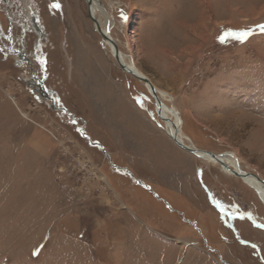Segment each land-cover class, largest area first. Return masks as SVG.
<instances>
[{
    "label": "rangeland",
    "instance_id": "374dc122",
    "mask_svg": "<svg viewBox=\"0 0 264 264\" xmlns=\"http://www.w3.org/2000/svg\"><path fill=\"white\" fill-rule=\"evenodd\" d=\"M13 1L23 21L36 13L47 37L40 54L46 69L35 61L32 69L71 116L31 86L34 75L9 46L22 51V30L9 38L0 11V264H264V227H257L264 203L256 191L172 141L148 87L120 68L89 21L86 0ZM95 1L125 62L180 113L184 140L234 153L242 171L264 180V34L256 28L264 24V0ZM54 2L61 8H51ZM248 28L253 35L244 43L218 39ZM99 108L141 138H156L151 161L158 164L159 150L162 160L178 152L182 169L158 168L157 179L144 164L134 166V179L153 193L114 169L131 172L132 164L91 117ZM149 120L158 132L146 127ZM79 151L107 176L108 189L100 175L90 179L79 168Z\"/></svg>",
    "mask_w": 264,
    "mask_h": 264
},
{
    "label": "crops",
    "instance_id": "0c3cea01",
    "mask_svg": "<svg viewBox=\"0 0 264 264\" xmlns=\"http://www.w3.org/2000/svg\"><path fill=\"white\" fill-rule=\"evenodd\" d=\"M100 99L104 103L105 98L101 96ZM100 99L98 98V101H100ZM91 117L95 120V122L99 119L101 123H104L105 126L108 127L107 130L108 134L114 136L113 138H111L113 141L112 143H116L117 148L121 147V150H119L121 154L119 155H121L122 159L126 161L125 163L127 166L132 164L131 166H129V168L131 169V173L133 175L135 174V169H133V167L139 166L140 164H144L145 166H147L149 174H147L146 176L148 175L150 176L151 173L152 175L154 174L157 177V179H158V168L159 169L161 168L160 170L173 169V168L182 169V166L180 165L181 163L179 161L178 152L176 154H174L173 152H172L173 154L166 153L167 155L166 159L162 160L160 158L161 151L159 150L158 152L160 153H158V164H156L155 161H151L155 158L153 154H154V150L156 149L155 145H157L156 138L154 141H149L148 139H143L140 136H138L136 132H133L136 130L132 131L124 128L123 127L124 124L121 126V122L118 116L117 117L115 116L114 111H108L107 108H103V109L99 108L97 110H92ZM145 122H147L146 125L147 128L149 129L153 128L154 131L158 132V129L155 127L154 123L151 122V120ZM146 176L145 179L144 178L141 179L138 176L136 177L141 180L149 182V179ZM165 185H166V189L172 190L175 193L176 191L178 192L180 190V188L178 190V188L175 187L174 183H166Z\"/></svg>",
    "mask_w": 264,
    "mask_h": 264
},
{
    "label": "water",
    "instance_id": "95a60500",
    "mask_svg": "<svg viewBox=\"0 0 264 264\" xmlns=\"http://www.w3.org/2000/svg\"><path fill=\"white\" fill-rule=\"evenodd\" d=\"M86 2H87V5H88V11H87V13H88V19H89V21H91V22L94 24L95 27L100 28V24H99L98 22H96L94 18H92V16H91V12H90V11H91V6H92L94 0H87ZM110 44H111V45L113 46V48H114V51H115V52H114V56H115V58L117 59V62H118V64H119L120 68H121L126 74L131 75V76H136V77L140 78L144 83H146V84L150 87V90H151V93H152V97H153V99H154V103H155L154 105H155L156 115H157V118H160V115H161V114H160V111H161V100H160V97H159L158 92H157L156 88L154 87V85L150 82V80H149L146 76H144V75H142V74H139L138 71L132 72L131 74L128 73V72H127L126 65L119 63V59H118V57H119V54H121V52H120V49L118 48L117 44L115 43V41H114L112 38H110ZM35 79H36V78H35ZM38 80H40V79L37 78V81H38ZM40 83H41V92L44 94L45 98L49 99V100L52 102V106H53V108L56 109V110H60L61 112L66 113V114H68L69 116H71V114L69 113V111H68V110H67V109H66V108H65V107L59 102L58 98L54 97L53 94H52V92L46 89V87L43 85V81H40ZM54 105H55V106H54ZM75 120H76V119H75ZM162 124L165 126L166 131H167V130H168V129H167V125H165L163 121H162ZM167 132H168V131H167ZM168 134L171 136L170 138L174 141V143H175L179 148H181L182 150H184L185 152H187V153H189V154H191V155L195 156L196 158H198V159H200V160H203V161H207V162H208V161H209V162L214 161V162H216V163L222 164V166L226 168L227 172H228L230 175L235 176V177H237V178H240V179H241L244 183H246L248 186H249V182H248V181H249V177H255L259 182H261V183L264 185V180H262V179L259 178L258 176H255V175L250 174V173L243 172V171H241V170H237V171H235V170H231L230 168H227V167H226L225 162L222 161L221 158H219L218 156H216V155H214V154H213V155H212V154L210 155V153H209L208 151H203V152H202V151H200L199 149H192V148L188 147L187 145H185V144L179 139V136H178L176 133L172 132V131H169ZM85 137H86V136H85ZM86 138L89 140V143H90V145H91L92 147H98V148H100V149L103 151V153L105 154V156L108 158L109 163L111 164L110 156L105 152V150H104V148L102 147V145H101L100 143H98V142H93V141H91L88 137H86ZM204 153H205L206 156H208V157H210V158L205 157V156H204ZM112 166H113L115 169L119 170V171H123V172H125L130 178L134 179L133 174H132L131 172H129L128 170L123 169V168H120V167H118V166H116V165H112ZM135 181H136V183H137L138 185H140V186L146 188V189L149 190L151 193H153L152 190H151L148 186H146L145 184H143L140 180H135ZM250 187H251V186H250ZM258 195H259V194H258ZM154 196H155L156 198H159L156 194H154ZM259 197H260V195H259ZM165 204H166L170 209H172V208L168 205V203L165 202ZM188 222H190V221H188Z\"/></svg>",
    "mask_w": 264,
    "mask_h": 264
},
{
    "label": "bare ground",
    "instance_id": "6f19581e",
    "mask_svg": "<svg viewBox=\"0 0 264 264\" xmlns=\"http://www.w3.org/2000/svg\"><path fill=\"white\" fill-rule=\"evenodd\" d=\"M96 11H99L101 14L105 15L106 19L108 20V16L106 15V11L94 0L93 4L91 6V11L90 12H91L92 18H94L95 21L100 24V28H98V27H95V28L97 29L99 34L103 37V39L105 40V43L107 44V46L111 50L112 54L114 55V52H115L114 48L110 44V38H112V35L110 34V32H109V30L107 28L108 27L107 26V22L105 24H103L102 21H100L97 18ZM118 59H119V63L126 65L128 73L131 74L132 72L138 71L139 74L144 75L135 65L126 63L122 53L119 54ZM134 77H136V76H134ZM136 79H138L139 81L143 82L138 77H136ZM144 84L148 87V89L150 91V94L152 95L150 87L146 83H144ZM156 90H157L158 95H159L160 100H161V111H160L161 115H160L159 119L161 121H164V124L167 125V129H168L167 131L168 132L166 131V128H165V131H166L167 135L169 137H171L168 133H169V131H172V132L176 133L179 136V139L185 145H187L188 147H190L192 149H197L194 146V144L186 142L184 140V138H183L182 131H181V127H182L183 123H182V119H181V117L179 115L180 113H178L174 108H171L168 105H166V103L163 101V97H165V96H162L163 92H161L158 88H156ZM181 123H182V125H181ZM200 151L203 152V150H200ZM209 153H210V155L214 154V155L218 156L219 158H221V160L225 162L227 168H230L231 170H235V171H237V170H241L242 171V169H240L239 160H238L237 156L234 153H224V154H215L213 152H209ZM204 156L207 157V158H210V157L206 156L205 153H204ZM211 162L216 163L214 161H211ZM216 164H219V163H216ZM219 165L221 166L222 171L227 172L226 168L223 167L222 164H219ZM248 182H249V186H251V188L254 191H256L257 194L260 195L259 198L264 203V185L261 182H259L255 177H249V181Z\"/></svg>",
    "mask_w": 264,
    "mask_h": 264
},
{
    "label": "flooded vegetation",
    "instance_id": "af4514ba",
    "mask_svg": "<svg viewBox=\"0 0 264 264\" xmlns=\"http://www.w3.org/2000/svg\"><path fill=\"white\" fill-rule=\"evenodd\" d=\"M13 3H14L13 0H11V2H9V0H0V11L3 12V14H4L3 16L7 20V27L6 28L8 30V32H7L8 37L13 39V37H14L13 35H14V32L16 31V28L20 27L22 30V33L24 35V37H23L24 43L22 44V51H19V50L14 48L13 41L12 42L10 41L11 42L9 45L10 51L13 52L15 54V56H17L19 58V60L23 64V67H25L26 70L28 69V71L34 75V79L36 78V80L35 81L33 80L31 86H34V88L37 89V91L42 95V97L45 98L44 94L41 92L40 81H43V85L45 86L46 77H42L40 80L37 81L38 77H36V72H34V70L32 69V66H33L34 61L36 62V64H40L38 58L44 57V56L41 57L40 54H42L44 52V49L46 48V46L42 45V42L44 43L47 39L46 34L43 31L44 29L41 28L40 24L37 22L36 13L30 14V21H28L27 19H25V21H23L22 20L23 17L19 16L17 14L19 10H18V8H17V10H15ZM15 11H16V13H15ZM18 19H20V20H18ZM0 27H2L1 23H0ZM27 34H30L33 37V38H30V42H32V47L34 50V53L32 55L27 54V47H26L27 46L26 38L28 36ZM19 60H18V62H19ZM41 68H43L45 70L46 66L43 65V66H41ZM26 73H27V71H26ZM45 99L49 100L47 98H45ZM82 131L83 130H81V132ZM133 180H135V179H133Z\"/></svg>",
    "mask_w": 264,
    "mask_h": 264
},
{
    "label": "snow or ice",
    "instance_id": "6c2138e0",
    "mask_svg": "<svg viewBox=\"0 0 264 264\" xmlns=\"http://www.w3.org/2000/svg\"><path fill=\"white\" fill-rule=\"evenodd\" d=\"M51 8L53 9H59L61 8V4L59 2H54L51 4ZM256 28L259 30L260 33L264 34V24H257ZM253 35V30L252 28H248L246 30H240V31H232V30H227L225 31L222 35H220L218 37V39L220 40L221 43H224L229 37H231L234 40L239 41L240 43H244L246 42L249 37H251ZM39 59V63L41 66H43L46 61L42 58H38ZM75 122V121H73ZM78 131H81L80 129H78ZM81 134H83V132H81ZM216 206L221 210L222 213L225 212V206L223 204H221L219 201H214ZM233 208H235L236 206L233 205ZM245 215H249L250 213H241L240 214V218L243 219ZM257 227H264V225H258ZM244 241H242L243 243ZM43 248V245H40L38 247V249L33 253V255H38L39 254V249ZM253 249L257 248V245L253 244L252 245Z\"/></svg>",
    "mask_w": 264,
    "mask_h": 264
},
{
    "label": "built area",
    "instance_id": "2783aa9c",
    "mask_svg": "<svg viewBox=\"0 0 264 264\" xmlns=\"http://www.w3.org/2000/svg\"><path fill=\"white\" fill-rule=\"evenodd\" d=\"M58 140V138H55ZM76 159L78 160V165L81 170H85L89 174V178H95L96 176H101V182L104 184L105 189H108V186H110L108 182V178L106 175H102V173L99 171L98 167H96L91 160L86 159L83 152L79 151L77 153ZM84 179V176L82 177ZM88 178V179H89ZM85 181V179H84Z\"/></svg>",
    "mask_w": 264,
    "mask_h": 264
},
{
    "label": "trees",
    "instance_id": "16d2710c",
    "mask_svg": "<svg viewBox=\"0 0 264 264\" xmlns=\"http://www.w3.org/2000/svg\"><path fill=\"white\" fill-rule=\"evenodd\" d=\"M233 31V29H231Z\"/></svg>",
    "mask_w": 264,
    "mask_h": 264
}]
</instances>
